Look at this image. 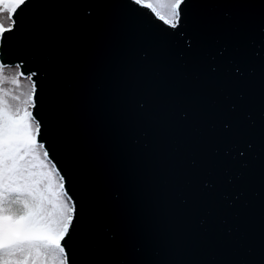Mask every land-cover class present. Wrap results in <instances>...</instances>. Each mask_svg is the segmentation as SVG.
I'll return each mask as SVG.
<instances>
[{"label": "water", "instance_id": "95a60500", "mask_svg": "<svg viewBox=\"0 0 264 264\" xmlns=\"http://www.w3.org/2000/svg\"><path fill=\"white\" fill-rule=\"evenodd\" d=\"M14 46L77 202L74 264H264V0H34ZM4 53H7L4 55Z\"/></svg>", "mask_w": 264, "mask_h": 264}, {"label": "snow or ice", "instance_id": "6c2138e0", "mask_svg": "<svg viewBox=\"0 0 264 264\" xmlns=\"http://www.w3.org/2000/svg\"><path fill=\"white\" fill-rule=\"evenodd\" d=\"M132 3L177 29L186 0ZM36 6L34 0H0V48L14 46ZM22 67L0 59V264H74L69 242L77 202L43 140L37 85L21 88L25 73L16 70Z\"/></svg>", "mask_w": 264, "mask_h": 264}, {"label": "rangeland", "instance_id": "374dc122", "mask_svg": "<svg viewBox=\"0 0 264 264\" xmlns=\"http://www.w3.org/2000/svg\"><path fill=\"white\" fill-rule=\"evenodd\" d=\"M150 2L155 3L156 0H150ZM8 71L9 70H6V74L8 73ZM16 71H19V69H17ZM20 79H21V88L26 91L29 88L31 81H29L26 76H22Z\"/></svg>", "mask_w": 264, "mask_h": 264}]
</instances>
